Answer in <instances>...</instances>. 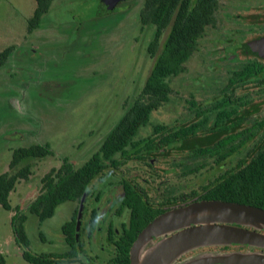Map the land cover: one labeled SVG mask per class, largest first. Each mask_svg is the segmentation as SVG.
<instances>
[{
	"label": "flooded vegetation",
	"instance_id": "obj_1",
	"mask_svg": "<svg viewBox=\"0 0 264 264\" xmlns=\"http://www.w3.org/2000/svg\"><path fill=\"white\" fill-rule=\"evenodd\" d=\"M257 2L256 10L223 16L235 28L227 26L223 35L208 40L202 70L188 75L194 79L187 84L193 91L184 100L183 112L171 124L157 123L161 128H151L144 136L138 131L126 152L103 162L107 167L86 192L76 227L77 252L91 251L85 264H131L140 231L179 207L217 201L264 210V200L257 201L264 196H244L240 184L242 170L264 149V57L245 46L264 35V1ZM218 19L206 29L216 28ZM238 42L241 46L229 49ZM183 73L186 68L178 75ZM195 218L180 229L206 225ZM208 224L214 232L197 241L187 234L186 242L167 250L155 264H264L263 220L219 211ZM158 239L142 252L153 249Z\"/></svg>",
	"mask_w": 264,
	"mask_h": 264
},
{
	"label": "rangeland",
	"instance_id": "obj_2",
	"mask_svg": "<svg viewBox=\"0 0 264 264\" xmlns=\"http://www.w3.org/2000/svg\"><path fill=\"white\" fill-rule=\"evenodd\" d=\"M142 2L123 0L109 12L101 0H54L39 26L29 32L27 19L35 1L0 0V51L14 46L0 68V173L8 170L15 148L47 143L54 152L31 160V174L9 194L10 204L27 214L24 228L31 253L67 251L61 226L77 205L66 201L52 217L39 223L27 207L39 193L41 177L63 157L75 165L88 159L149 74L153 58L147 44L154 27L142 26L138 20ZM257 3L220 0L217 27L206 29L198 50L185 64L186 73L170 79L168 102L152 111L139 137L149 133L154 124H171L174 116L183 112L184 100L192 90L187 85L188 75L202 70L201 56L210 48L208 40L217 33L223 35L227 26L235 28L223 16L256 10ZM166 33L164 30L161 41ZM238 46L241 43L229 49ZM11 214L0 206L3 264H31L22 258V246L14 239ZM86 254L91 251L77 252L81 262L63 257L54 264H84Z\"/></svg>",
	"mask_w": 264,
	"mask_h": 264
},
{
	"label": "trees",
	"instance_id": "obj_3",
	"mask_svg": "<svg viewBox=\"0 0 264 264\" xmlns=\"http://www.w3.org/2000/svg\"><path fill=\"white\" fill-rule=\"evenodd\" d=\"M34 1L35 7L27 19L29 32L39 26L54 0ZM218 4L219 0H143L138 10V20L142 26L154 27L147 44V52L153 58V64L144 83L103 137L98 149L80 165H75L65 157L61 158L57 167L43 174L39 193L27 207V211L42 223L54 215L60 204L76 202L71 218L61 226L67 251L31 253L27 249L29 241L24 228L27 214L19 206L13 207L9 201V194L16 184L31 174V160L53 155V150L47 143H35L12 150L8 170L0 173V206L12 212V232L16 243L22 246V258L25 261L31 264H54L67 257L69 262H81L76 257V214L81 196L88 192L98 174L107 167L103 162L112 160L119 152H126V147L131 144L139 129L149 123L152 111L168 101L172 92L170 79L185 70V64L196 50L202 33L206 27L215 25ZM164 30L167 33L161 41ZM13 48L11 45L0 51V68ZM152 128L158 130L161 126L154 124ZM148 144L152 145L153 142ZM241 178V192L244 196L252 193L264 196V149L242 170ZM232 188H236V183L233 182ZM261 200L264 198L259 197L257 201L261 203ZM3 263L4 258L0 255V264Z\"/></svg>",
	"mask_w": 264,
	"mask_h": 264
},
{
	"label": "water",
	"instance_id": "obj_4",
	"mask_svg": "<svg viewBox=\"0 0 264 264\" xmlns=\"http://www.w3.org/2000/svg\"><path fill=\"white\" fill-rule=\"evenodd\" d=\"M123 0H101L104 8L109 11H115L116 6ZM245 46L260 57H264V35L248 40ZM86 192L80 198L77 208L76 227L82 216ZM237 213L248 217L257 218L264 221V210L247 205L223 203L217 201H205L190 204L185 207H179L156 217L149 222L135 238L131 248V264H155L157 259L163 257L167 250L175 248L176 245L186 242V235L195 236L196 241L207 233L214 232L215 228L211 223L215 212ZM195 218L198 222H203L204 226H198L189 231H182L183 225L190 223L189 219ZM204 219V220H203ZM180 229V230H178ZM176 231V232H175ZM178 231V232H177ZM175 232V234L169 233ZM219 233L224 231L218 230ZM229 233V232H227ZM158 237L155 247L145 253L142 250L149 241ZM184 237V238H183ZM193 240V238L191 237ZM194 241V240H193ZM152 251V252H151Z\"/></svg>",
	"mask_w": 264,
	"mask_h": 264
}]
</instances>
